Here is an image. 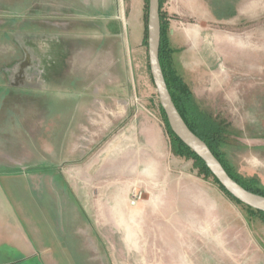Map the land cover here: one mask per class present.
<instances>
[{"label":"rangeland","instance_id":"rangeland-1","mask_svg":"<svg viewBox=\"0 0 264 264\" xmlns=\"http://www.w3.org/2000/svg\"><path fill=\"white\" fill-rule=\"evenodd\" d=\"M146 1L0 0V93L6 92L3 89L7 88L9 72L15 64H21L22 68L30 66L39 72L47 58V43L52 41L55 50L56 41L63 36V26L72 25L74 33L68 36L81 57L93 48L98 56L101 46H109L113 54L119 48L122 51L133 83L132 108L139 113L138 136L142 138L139 132L141 115L156 119V123L165 128L150 75L147 46L140 38L144 36V31L141 35V20L145 25ZM161 12L168 25L165 55L169 66L190 88L199 106L227 124L229 143L222 149L237 172L255 176L264 185V0H162ZM114 17L117 19L109 20V28L120 35L108 31L102 34L99 28L107 18ZM6 104L9 103L2 102L0 108ZM84 120L87 119L81 118ZM95 120L92 125H81L75 147L82 169L86 173L93 169L92 173L98 175L95 182L81 187L93 196L92 199L99 200L98 195L111 183L104 177L109 164L102 154L113 148L111 144L114 145L115 136L127 119H117L118 122L112 121L110 125H105L100 118ZM24 128L27 131L26 125ZM2 129L3 134L13 136L11 140L15 144H11L9 151L0 148V160L6 162L8 156L16 161L24 159L26 151L18 145L20 129L13 126ZM60 166L65 171L64 176L69 178L67 186L71 189L75 165L63 162ZM45 168L44 164L38 171L20 167L22 174L20 171L9 173L11 171L0 165V202L11 206L12 216L25 229L37 251L26 256L16 249H9L10 261H0V264H186L189 258L196 264L201 258L200 245L193 246L191 256L182 251L185 243L189 244L188 233L185 236L179 224L182 215L175 214L174 220L168 217L174 227L165 228L166 220L162 214L147 212L152 205L144 206V229L135 231L138 239H130L128 247L121 239V229H115L114 224L110 229L111 224L96 221L91 224L95 226L94 230L85 237L90 244V253L96 257L89 262L72 258L66 249L70 246L64 244L68 241L66 235L64 243L48 241L54 235L44 222L47 215L38 214V207H50V199L45 193L42 197L31 196L34 190L44 191V178L34 175L45 174ZM176 171H190L193 176L203 179L190 158L179 162ZM206 179L208 189H211L210 184L215 182L211 177ZM148 190L143 182L141 187L133 189L130 199L141 193L136 201L142 204L148 199ZM261 230L256 229L257 239L263 237L264 224ZM191 238V242L195 241L194 236ZM165 247L168 261L163 257ZM51 255L56 257L54 261L51 259L52 262L49 261ZM204 256L206 253L202 254Z\"/></svg>","mask_w":264,"mask_h":264},{"label":"crops","instance_id":"crops-1","mask_svg":"<svg viewBox=\"0 0 264 264\" xmlns=\"http://www.w3.org/2000/svg\"><path fill=\"white\" fill-rule=\"evenodd\" d=\"M114 19L117 18H107L99 28L102 34L106 31L119 34L109 28V20ZM141 24L142 35V20ZM73 29L72 25L63 26V36L56 41L55 50L52 41L47 43V58L39 72L30 66L22 68L21 64H15L9 72L7 88L1 87L6 92L0 93V104L9 103L0 108V148L9 151L11 144H15L11 140L13 136L1 131L3 127L13 126L20 129L18 145L26 151L24 159L16 161L8 156L6 162L0 160V165L9 173L20 171V167L38 171L41 164L46 166L45 174L34 175L44 178V191L34 190L31 196L42 197L45 193L51 201L48 208L38 207V214L47 215L44 222L54 235L48 241L61 244L66 235L68 241L64 244L70 246H66L69 255L89 262L96 255L90 253L85 237L94 230L96 221L111 224L110 229L113 224L115 229H121V239L128 247L130 239H138L135 231L144 229V206L152 205L147 212L162 214L165 228L174 227L168 217L174 220L175 214L182 215L179 224L185 236L188 233L189 242L182 251L191 256L193 246L200 245L201 258L196 264H264V233L259 239L256 233V229H262L264 219L232 200L216 183H211L213 187L208 189L206 178L193 176L190 171L177 172V164L186 158L171 151L165 128L156 119L140 116L142 138L139 137V113L132 108L133 83L122 51L119 48L113 54L109 46H101L98 56L93 48L81 57L68 36L74 33ZM140 38L143 42V37ZM81 118L87 120L83 122ZM99 118L105 125L118 122L117 119L127 120L120 126L114 145L111 144L113 151L104 150L102 154L109 164L104 177L111 183L98 195L99 200H95L81 186L95 182L98 175L92 173L93 169L88 173L82 169L75 143L79 140L81 125H92ZM63 162L75 165L71 189L67 186L68 176L60 168ZM143 182L149 188V195L140 204L130 196ZM0 204V261H10L9 249L26 256L36 254L25 229L12 216L11 206ZM204 253L206 256L202 257ZM163 257L168 261L166 247ZM54 258L51 255L49 261ZM189 259L186 264H193L194 259Z\"/></svg>","mask_w":264,"mask_h":264},{"label":"trees","instance_id":"trees-1","mask_svg":"<svg viewBox=\"0 0 264 264\" xmlns=\"http://www.w3.org/2000/svg\"><path fill=\"white\" fill-rule=\"evenodd\" d=\"M148 3V0L146 1ZM162 0H159V17H160V45H159V62L165 78V82L172 101L177 108L179 114L190 128L201 140L209 147L211 152L222 164L226 172L236 182L243 186L248 191L264 196V185H261L259 179L255 176H244L237 172L235 167L228 159L226 152L222 149L223 145L229 143L228 137L230 132L227 124L217 116L202 109L196 101L190 88L184 83L182 78L178 76L166 59V48L168 45L167 38V23L163 19L161 12ZM147 11V4L145 6ZM147 21V12H145ZM147 30L146 22L144 25L143 44L147 46ZM159 110L164 122L165 131L169 137L171 151L179 156L190 158L193 160V165L197 168L198 173L204 178L211 177L218 187L232 200L245 206L250 212L257 214L261 219H264V212L245 205L240 200L232 196L211 173L204 161L192 151L170 128L166 115L159 103Z\"/></svg>","mask_w":264,"mask_h":264},{"label":"water","instance_id":"water-1","mask_svg":"<svg viewBox=\"0 0 264 264\" xmlns=\"http://www.w3.org/2000/svg\"><path fill=\"white\" fill-rule=\"evenodd\" d=\"M147 55L151 79L171 130L206 164L219 183L245 205L264 212V196L248 191L226 172L206 143L190 130L175 107L159 62V0L147 3Z\"/></svg>","mask_w":264,"mask_h":264},{"label":"built area","instance_id":"built-area-1","mask_svg":"<svg viewBox=\"0 0 264 264\" xmlns=\"http://www.w3.org/2000/svg\"><path fill=\"white\" fill-rule=\"evenodd\" d=\"M140 194H141V193H139V194H137V195H133L132 198H131V200H132V201H136V199L140 197Z\"/></svg>","mask_w":264,"mask_h":264},{"label":"flooded vegetation","instance_id":"flooded-vegetation-1","mask_svg":"<svg viewBox=\"0 0 264 264\" xmlns=\"http://www.w3.org/2000/svg\"><path fill=\"white\" fill-rule=\"evenodd\" d=\"M43 49H41V51H42ZM42 63V62H41Z\"/></svg>","mask_w":264,"mask_h":264}]
</instances>
